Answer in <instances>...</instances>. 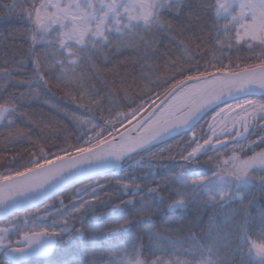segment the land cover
Returning a JSON list of instances; mask_svg holds the SVG:
<instances>
[{
	"label": "snow or ice",
	"instance_id": "6c2138e0",
	"mask_svg": "<svg viewBox=\"0 0 264 264\" xmlns=\"http://www.w3.org/2000/svg\"><path fill=\"white\" fill-rule=\"evenodd\" d=\"M197 7L194 14L190 0L0 2V23L26 25L17 67L30 66L32 73L25 83L7 61L0 65V153H12L0 157V264H231L195 234L191 259L176 252L165 258L161 238L151 230L146 248L134 235L101 238L91 222H83L89 211L99 219L96 205L110 199L94 194L107 187L99 173L173 137L178 139L157 152L178 161L179 170L146 189L119 181L120 192L132 195L113 211L134 204L141 192L150 199H141L137 222L154 213V201L173 211L200 193L209 205L238 200L241 246L232 256L264 264V224L252 234L251 200L236 191L264 188V0H202ZM201 17L208 21L206 35L196 31ZM8 35L0 32V41ZM50 81L63 103L45 97L58 95ZM254 95L261 98L249 99ZM153 96L160 103L146 109ZM37 102L66 121L71 134L22 107ZM221 105L235 112L223 124L217 119L225 114ZM213 111L205 127L202 120ZM49 124L45 135L41 125ZM202 155L211 176L189 180L183 168ZM132 222L126 217L104 232L128 233Z\"/></svg>",
	"mask_w": 264,
	"mask_h": 264
},
{
	"label": "trees",
	"instance_id": "16d2710c",
	"mask_svg": "<svg viewBox=\"0 0 264 264\" xmlns=\"http://www.w3.org/2000/svg\"><path fill=\"white\" fill-rule=\"evenodd\" d=\"M0 2L8 3L10 0H0ZM190 2L192 3L191 13L198 14L199 8L197 6L200 4V0H190ZM181 19H183V17ZM185 22L187 23V21ZM206 23H208V21L201 17V22L196 29L198 34L203 32L206 35V30L204 28ZM25 27L26 25L16 22L0 23V32H4L8 35L10 30H14L11 35H8L6 41H0V65L7 61L9 70H14L16 72L15 79L26 83L27 79L32 75L31 67L29 66L27 70L22 66L17 67L20 65V57L25 50V46L21 39ZM15 29L20 30L16 31ZM161 52L167 55L163 49H161ZM241 55H244V53ZM120 59L124 60L125 57H120ZM111 70V68L104 69V71ZM116 81L119 82V77H116ZM50 83L53 85L52 91L58 92V95L50 96V94L45 93V97H48L49 103H63V100L60 99L63 93L59 92V88L54 82L50 81ZM19 87L23 88V86ZM157 99L158 98L153 96L152 100L146 104V108ZM22 107L27 108L30 113H34L37 117H43L45 120L61 125L64 130L62 134H71L70 126L67 122L55 113L50 112L48 105L37 102L30 106L22 105ZM41 127L44 128L45 135L52 131L51 124H49L48 127L44 125H41ZM119 128H122V126H119L117 130ZM177 139L178 138H175L160 147L149 149L134 156L122 170L113 175L100 177L99 182L101 184L106 183L107 187L101 189L98 194L104 197L105 193H107L110 199L105 198L102 203L96 205L95 214L99 216V219H94V213L89 211L85 215L83 222L86 224L91 222V226L101 238L126 240L129 236L134 235L142 239L146 248L152 243L148 233V230H151V233L158 234L161 238L160 243L165 258L173 252H176L182 258L191 259V252L197 247V242L192 241L190 237L195 234V236L199 237L200 245H212L214 248L218 247L220 257L230 258L231 264H248L249 258L246 255L241 256L237 253L234 257L232 256L234 250L241 246V240L238 237L235 221L240 218L243 208L238 200L223 204L209 205L204 204L206 195L200 193L197 197L190 199L185 208H178L173 211L166 210L162 203L154 201L152 204L154 213L150 217H145L142 221L137 222L135 220L139 219V217L136 215V209L140 206L141 199H150L146 195V192H141L136 194L134 204L125 206L122 210L113 211L114 205L130 199L131 197L129 196L132 195L131 192L128 194L120 192L118 186L119 181H132L133 183L144 186L146 189L149 184L156 183L158 180L169 177L179 170L178 161L167 159V153L160 154L157 152L165 147V145ZM155 152L157 153L150 158ZM4 155L10 156L12 153H0V157ZM203 160L204 159H201L199 163L188 164L183 168V175L188 177L189 180H193L200 175L210 177V164ZM75 187H79V185ZM189 190L190 189H185V191ZM168 191L169 190L165 188L162 192L165 199H167ZM248 200H251V205L248 208L249 215L247 219L252 234L256 235L260 226L264 224V188H252L250 193H245V201ZM126 217H130L133 220L129 232L108 237L104 230L114 226L117 222H121ZM160 254V252L157 253V255ZM145 255L150 256V253L146 252ZM40 264H43V262H40Z\"/></svg>",
	"mask_w": 264,
	"mask_h": 264
},
{
	"label": "rangeland",
	"instance_id": "374dc122",
	"mask_svg": "<svg viewBox=\"0 0 264 264\" xmlns=\"http://www.w3.org/2000/svg\"><path fill=\"white\" fill-rule=\"evenodd\" d=\"M200 3H202V0H200ZM256 101V100H254ZM235 104H233V107H234ZM222 108H225V114L224 116L221 118V117H217L218 121L220 124H223L225 123L228 119H230L231 117H233L235 115V112L232 111V110H229L226 106L222 107ZM216 111H219V110H216ZM216 111L212 114V116L210 117V119L208 120V122L211 121V119L216 116ZM236 111H238V109H236ZM206 127H207V123H206ZM212 187H213V190H215V183H212ZM252 188H249L247 186H239L236 191H239V192H243L245 194V192H249L251 191Z\"/></svg>",
	"mask_w": 264,
	"mask_h": 264
},
{
	"label": "water",
	"instance_id": "95a60500",
	"mask_svg": "<svg viewBox=\"0 0 264 264\" xmlns=\"http://www.w3.org/2000/svg\"><path fill=\"white\" fill-rule=\"evenodd\" d=\"M251 97H254V98H261V97H258V96H250L249 98H251ZM230 102H233V101H230ZM160 103V102H159ZM158 103V104H159ZM131 127V126H130ZM129 127V128H130ZM125 131V130H124ZM123 131V132H124ZM163 142H165V141H163ZM160 143H162V142H160ZM160 143H152L151 145H149L147 148H145V149H148V148H150V147H152V146H154V145H157V144H160ZM144 149V150H145ZM135 155V154H134ZM133 156V155H132ZM129 157H131V156H129ZM129 157H125V158H123L120 162H119V167L118 168H108V169H106V170H104L103 172H101V173H99V175H102V174H105V173H109V172H111V171H115V170H118L120 167H121V164L127 159V158H129Z\"/></svg>",
	"mask_w": 264,
	"mask_h": 264
},
{
	"label": "bare ground",
	"instance_id": "6f19581e",
	"mask_svg": "<svg viewBox=\"0 0 264 264\" xmlns=\"http://www.w3.org/2000/svg\"><path fill=\"white\" fill-rule=\"evenodd\" d=\"M154 107V106H153Z\"/></svg>",
	"mask_w": 264,
	"mask_h": 264
}]
</instances>
